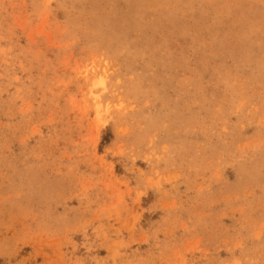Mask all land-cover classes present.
I'll use <instances>...</instances> for the list:
<instances>
[{"label":"rangeland","instance_id":"obj_1","mask_svg":"<svg viewBox=\"0 0 264 264\" xmlns=\"http://www.w3.org/2000/svg\"><path fill=\"white\" fill-rule=\"evenodd\" d=\"M0 264H264V0H0Z\"/></svg>","mask_w":264,"mask_h":264}]
</instances>
